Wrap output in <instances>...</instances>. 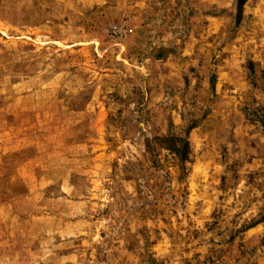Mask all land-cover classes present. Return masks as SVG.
<instances>
[{"label":"rangeland","instance_id":"obj_1","mask_svg":"<svg viewBox=\"0 0 264 264\" xmlns=\"http://www.w3.org/2000/svg\"><path fill=\"white\" fill-rule=\"evenodd\" d=\"M0 264H264V0H0Z\"/></svg>","mask_w":264,"mask_h":264},{"label":"trees","instance_id":"obj_2","mask_svg":"<svg viewBox=\"0 0 264 264\" xmlns=\"http://www.w3.org/2000/svg\"><path fill=\"white\" fill-rule=\"evenodd\" d=\"M184 150H189V143H186V144L184 145Z\"/></svg>","mask_w":264,"mask_h":264}]
</instances>
